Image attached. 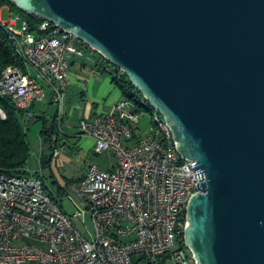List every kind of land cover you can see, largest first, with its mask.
<instances>
[{"label": "water", "instance_id": "1", "mask_svg": "<svg viewBox=\"0 0 264 264\" xmlns=\"http://www.w3.org/2000/svg\"><path fill=\"white\" fill-rule=\"evenodd\" d=\"M128 77L207 182L195 264H264V0H11Z\"/></svg>", "mask_w": 264, "mask_h": 264}, {"label": "built area", "instance_id": "2", "mask_svg": "<svg viewBox=\"0 0 264 264\" xmlns=\"http://www.w3.org/2000/svg\"><path fill=\"white\" fill-rule=\"evenodd\" d=\"M5 22L28 51L33 73L5 69L0 97L28 110L50 89L63 111L72 59L86 55L80 41L48 20L33 26L16 14ZM105 70L112 68L105 64ZM140 125L125 99L108 113L81 119L79 130L95 140L94 152H112L117 165L108 171L91 164L82 181L61 184L73 214L53 200L37 174L0 172V264H134L139 256L161 264L164 255L169 264H195L181 242L188 202L206 176L179 156L174 138L165 147L152 123L145 131ZM60 155L56 148L53 159Z\"/></svg>", "mask_w": 264, "mask_h": 264}, {"label": "trees", "instance_id": "3", "mask_svg": "<svg viewBox=\"0 0 264 264\" xmlns=\"http://www.w3.org/2000/svg\"><path fill=\"white\" fill-rule=\"evenodd\" d=\"M9 8L14 11L17 15H20L27 21H29L33 26L39 25L44 20L34 17L32 15L22 12L11 0H0V12L1 10ZM80 45L84 48L87 45L80 42ZM92 50V49H91ZM95 56L100 59L101 68L100 70L107 73L112 77L115 85L121 90L125 100L132 101L138 113L146 112L153 115L156 111L151 107V105L145 100L142 94L136 90L132 85L128 77L123 74L120 75V70L116 67L111 66L112 71L107 72L105 70V64L107 61L99 56L95 52ZM94 56V57H95ZM102 59H104L103 62ZM18 67L22 69L25 73H28V66L26 61L18 53L15 47L12 45L9 39V35L0 25V82L3 77V71L8 67ZM34 105L28 109L23 110L17 107L14 101L10 98L0 97V172L10 175L25 176L30 174L26 170V166L31 157V145L28 140V134L26 128L23 124V119L26 115L32 114ZM34 118V117H30ZM44 120V130L46 146L51 150L52 154L49 157L43 159V168L51 169V164L53 161V154L56 148H59L58 142L54 140V136L58 133V124L56 118L53 119L50 127L47 126L48 121L44 117H39ZM40 176L39 174H37ZM45 182L46 190L49 192L53 200L57 203L59 198L66 195L64 189L59 185L58 181L55 180L52 173L53 185L57 187V191H54L48 187L46 184L44 176H40ZM186 222V215L184 218ZM181 246L187 248L185 244V238L183 237ZM189 251V250H188ZM170 255H164L161 257V264H169ZM134 264H148V261L144 256L135 257Z\"/></svg>", "mask_w": 264, "mask_h": 264}, {"label": "rangeland", "instance_id": "4", "mask_svg": "<svg viewBox=\"0 0 264 264\" xmlns=\"http://www.w3.org/2000/svg\"><path fill=\"white\" fill-rule=\"evenodd\" d=\"M10 15L15 16L16 13L14 11H10V9L6 8L3 10V19L9 20ZM86 51V55L84 58H76L77 64L74 65V69L77 70L80 65V61H85L88 64V71H91L94 67L93 57L91 55V49H88L84 46ZM95 53V52H94ZM107 65H111L110 63H106ZM33 73V71H31ZM47 93L52 94L50 89L47 90ZM50 95L45 98L44 101L37 102L35 104V108L32 110V114L26 115L25 118L22 120L23 124L26 128L28 134V140L31 145V157L28 161L26 166V170L31 174H39L40 176H44L46 184L50 189L57 191V187L53 185V178H52V170H54L55 175L60 182L66 183L69 179H75L78 176L82 175L91 164H97L100 168L104 170H109L113 165L116 164V158L110 152H105L101 155H97L93 150L88 148V143L86 142L87 136L81 135L79 130L78 121L77 119L72 118L70 120L73 126H68L67 114L66 110L64 109V102H63V111L60 110V106L50 100ZM61 111V112H60ZM141 116V130L145 131L149 128L150 123L153 120V116L150 113L141 112L139 113ZM34 117V118H30ZM39 117H44L48 121L47 126L50 127L54 118L57 120L58 124V133L60 130L63 131V135H61V140L58 142V146L63 153V156L68 158L66 161L61 158L53 159L52 161V169H44L43 168V159L49 157L52 152L46 146L45 143V135L42 133L44 130V120L40 119ZM60 118V119H59ZM58 133L55 134L54 140L57 138ZM76 134H80V139L75 138ZM67 137L68 144H63V137ZM95 147V145H94ZM65 159V158H64ZM60 204L67 212L70 214L74 213V207L63 196L59 198ZM88 225L92 228V221L88 219Z\"/></svg>", "mask_w": 264, "mask_h": 264}, {"label": "crops", "instance_id": "5", "mask_svg": "<svg viewBox=\"0 0 264 264\" xmlns=\"http://www.w3.org/2000/svg\"><path fill=\"white\" fill-rule=\"evenodd\" d=\"M76 60L77 59L74 58L71 62V71L69 75L71 83L64 98V109L66 110L67 114V120L69 123L68 126H73L70 122L72 118L77 119L75 121H78L79 123V121L85 117H91L99 113H108L112 110L115 104L124 99L121 90L115 85L112 77L100 70L101 64L98 57H93L92 62L94 63V67L91 71L87 70L88 64L84 60L80 61L79 68L75 70L74 65L77 64ZM48 95H50V93H47V96ZM52 96L53 95L51 94V102ZM75 138L80 139V134H76ZM86 142L88 143V148L93 150L95 140L89 137L87 138ZM63 143L65 145L68 144V139L66 136L63 137ZM59 158H61V160L63 159L64 161L68 159L63 156L62 151ZM116 165L117 161L116 164L113 165L108 171L115 170ZM87 171L88 169L75 179H68L66 183H79L86 177ZM52 172L55 180L58 181L59 185L61 186L62 183L60 182V179L57 178L54 170H52Z\"/></svg>", "mask_w": 264, "mask_h": 264}, {"label": "bare ground", "instance_id": "6", "mask_svg": "<svg viewBox=\"0 0 264 264\" xmlns=\"http://www.w3.org/2000/svg\"><path fill=\"white\" fill-rule=\"evenodd\" d=\"M0 25L3 27V29L9 35V39H10V42L12 43V45L15 47V49L18 51V53L22 56V58L26 61V64L28 66V71H29L28 73H31V71H33V65H32V63H30V56H29L28 51L23 47L22 42L15 35V32L11 28L8 27L7 22H5V20H3L1 14H0ZM126 101L128 102L129 105H131L134 109H136V106L132 101H130V100H126ZM0 113L3 115L2 112H0ZM152 116H153V120L151 123H152L154 129L158 132V135L160 137H162L163 140H165V147H172L173 134L170 130L169 125L167 124L165 119L158 112H155ZM189 203L190 202H188V206H189ZM188 206H187V209H188ZM185 215H186V213H185Z\"/></svg>", "mask_w": 264, "mask_h": 264}]
</instances>
